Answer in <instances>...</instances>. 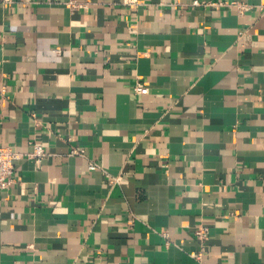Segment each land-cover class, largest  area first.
<instances>
[{
    "label": "crops",
    "instance_id": "0c3cea01",
    "mask_svg": "<svg viewBox=\"0 0 264 264\" xmlns=\"http://www.w3.org/2000/svg\"><path fill=\"white\" fill-rule=\"evenodd\" d=\"M68 1L0 0V264H264V0Z\"/></svg>",
    "mask_w": 264,
    "mask_h": 264
},
{
    "label": "built area",
    "instance_id": "2783aa9c",
    "mask_svg": "<svg viewBox=\"0 0 264 264\" xmlns=\"http://www.w3.org/2000/svg\"><path fill=\"white\" fill-rule=\"evenodd\" d=\"M8 2L9 0H4ZM124 4L127 5H138L141 0H123ZM67 5L71 8L81 6V3L77 0H70ZM192 5L195 6H212V7H236L238 13L243 14L248 9L252 7L250 3L240 1V0H193ZM135 91L139 94L148 93L149 88L143 85H136ZM74 154L84 155V150L74 148L72 150ZM46 155V150L41 144H35L34 149L27 156L40 161ZM22 156L21 153L16 151L10 145H0V189H8L16 181L15 178V163L14 161ZM89 169L94 170L99 167V165L94 161H89ZM118 179L115 178L112 182H117ZM194 235L200 244V251L198 256L201 257L205 251L206 239L209 235V227L205 225H200L194 231Z\"/></svg>",
    "mask_w": 264,
    "mask_h": 264
}]
</instances>
